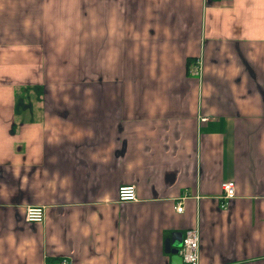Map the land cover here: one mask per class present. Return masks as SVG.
Masks as SVG:
<instances>
[{"label": "crops", "instance_id": "1", "mask_svg": "<svg viewBox=\"0 0 264 264\" xmlns=\"http://www.w3.org/2000/svg\"><path fill=\"white\" fill-rule=\"evenodd\" d=\"M192 228L264 264V0H0V264H171Z\"/></svg>", "mask_w": 264, "mask_h": 264}, {"label": "built area", "instance_id": "2", "mask_svg": "<svg viewBox=\"0 0 264 264\" xmlns=\"http://www.w3.org/2000/svg\"><path fill=\"white\" fill-rule=\"evenodd\" d=\"M200 69V66H197ZM222 199L227 200L235 196L234 185L232 182L221 183ZM119 202H129L135 200L134 187H120L117 193ZM176 211L181 212L182 208L177 204ZM44 218V210L42 207L29 206L25 209V220L31 223H40ZM199 234L195 228L185 231L182 237V245L178 249V255L182 259L183 264H198L199 261ZM61 264H70L63 259Z\"/></svg>", "mask_w": 264, "mask_h": 264}, {"label": "water", "instance_id": "3", "mask_svg": "<svg viewBox=\"0 0 264 264\" xmlns=\"http://www.w3.org/2000/svg\"><path fill=\"white\" fill-rule=\"evenodd\" d=\"M182 245V233H175L170 239L165 241V252L170 255L171 264H182V259L178 255V249Z\"/></svg>", "mask_w": 264, "mask_h": 264}, {"label": "rangeland", "instance_id": "4", "mask_svg": "<svg viewBox=\"0 0 264 264\" xmlns=\"http://www.w3.org/2000/svg\"><path fill=\"white\" fill-rule=\"evenodd\" d=\"M200 65H201V62L199 58L195 60L194 62L192 61L188 62L187 70H186L187 74L198 77L200 75V69L197 68V66H200Z\"/></svg>", "mask_w": 264, "mask_h": 264}]
</instances>
